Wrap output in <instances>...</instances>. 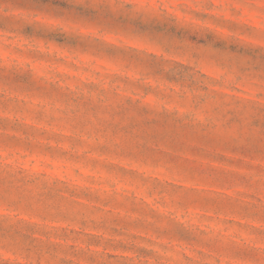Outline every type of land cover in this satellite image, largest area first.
<instances>
[{
  "label": "rangeland",
  "instance_id": "rangeland-1",
  "mask_svg": "<svg viewBox=\"0 0 264 264\" xmlns=\"http://www.w3.org/2000/svg\"><path fill=\"white\" fill-rule=\"evenodd\" d=\"M0 264H264V0H0Z\"/></svg>",
  "mask_w": 264,
  "mask_h": 264
}]
</instances>
